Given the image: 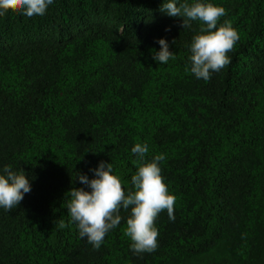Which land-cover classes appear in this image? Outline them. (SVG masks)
<instances>
[{"label": "trees", "instance_id": "obj_1", "mask_svg": "<svg viewBox=\"0 0 264 264\" xmlns=\"http://www.w3.org/2000/svg\"><path fill=\"white\" fill-rule=\"evenodd\" d=\"M240 39L209 81L185 71L201 23L183 29L163 0H55L46 15L0 16V169L31 191L0 209V264H264V0H212ZM170 28V31H166ZM166 38L175 60L152 59ZM175 41V43H174ZM159 153L175 220L133 254L125 219L99 250L68 222L77 173L111 162L127 181L131 148Z\"/></svg>", "mask_w": 264, "mask_h": 264}, {"label": "clouds", "instance_id": "obj_2", "mask_svg": "<svg viewBox=\"0 0 264 264\" xmlns=\"http://www.w3.org/2000/svg\"><path fill=\"white\" fill-rule=\"evenodd\" d=\"M55 0H0V16L14 9L20 15L32 18L44 16ZM160 10L169 17L182 18L183 29H192L194 21L201 27L195 32L188 45L190 55L185 71L198 80L209 81L231 63L228 55L240 36L232 23L222 17L227 10L212 0H163ZM170 31V28H166ZM159 50L153 51L152 59L159 64L175 60L176 53L170 51L166 38H158ZM175 43V41H174ZM150 146L147 141L137 142L131 148L136 159V171L131 175V189L115 171L113 164L101 160L90 169L93 177L77 173L76 178L85 187H73L66 193L68 222L61 220L60 229L75 225L79 238L86 239L95 250H99L105 237L120 226L125 218L121 210L128 213L124 235L130 238L133 254L154 252L158 248V229L155 221L159 214L167 211L169 220L174 221L175 194L165 183L161 162L164 153L148 159ZM31 191V180L24 169L15 170L11 165L0 169V209L12 211L24 196Z\"/></svg>", "mask_w": 264, "mask_h": 264}]
</instances>
